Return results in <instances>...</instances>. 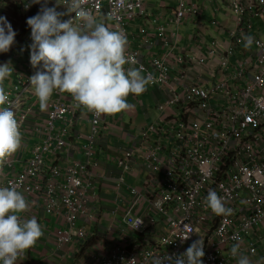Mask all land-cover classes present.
<instances>
[{
  "label": "built area",
  "instance_id": "1",
  "mask_svg": "<svg viewBox=\"0 0 264 264\" xmlns=\"http://www.w3.org/2000/svg\"><path fill=\"white\" fill-rule=\"evenodd\" d=\"M162 1L84 0L125 33L135 61L125 67L154 76L127 98L144 118L136 130L116 131L115 115L76 107L69 93L54 91L42 110L29 79L42 70L30 64L29 27L0 62L14 68L0 107L14 112L23 138L0 166V187L26 197L24 219H52L56 248L75 245L77 264H156L201 238L203 264H236L233 244L252 259L264 239V0ZM66 3L49 7L67 13ZM10 5L26 15L35 4L0 0V16ZM242 33L254 37L248 49ZM110 136L120 143L103 145ZM209 190L231 215L208 208ZM28 250L16 264H26Z\"/></svg>",
  "mask_w": 264,
  "mask_h": 264
},
{
  "label": "clouds",
  "instance_id": "2",
  "mask_svg": "<svg viewBox=\"0 0 264 264\" xmlns=\"http://www.w3.org/2000/svg\"><path fill=\"white\" fill-rule=\"evenodd\" d=\"M31 3L41 7L36 15L26 20L32 40L30 64L42 70L29 79L42 110L53 92L59 91L69 93L76 107H83L96 116L115 115L132 108L127 101L130 94L139 96L154 82L153 74L144 75L142 66L125 67L135 64L127 54L125 33L99 20L84 7V0H67V13L48 7V0H31ZM68 13H75V18L62 21L61 17ZM16 35L7 17L0 16V53L10 51ZM242 40L248 49L254 37L242 33ZM13 72L11 61L0 64V106L9 102L3 84ZM22 139L14 112L10 107H0V166L21 148ZM106 197L110 206L112 196L107 194ZM205 202L217 216L232 214V209L225 206L215 190H209ZM29 207L17 187H0V264H16L18 257L43 236L42 226L35 217L24 219L21 215ZM141 223L138 221L135 228ZM188 238V235L183 237L184 240ZM203 249L201 238L193 241L184 253L167 255L156 264H203ZM230 251L237 257V264H253L248 256L240 253L238 242Z\"/></svg>",
  "mask_w": 264,
  "mask_h": 264
},
{
  "label": "crops",
  "instance_id": "3",
  "mask_svg": "<svg viewBox=\"0 0 264 264\" xmlns=\"http://www.w3.org/2000/svg\"><path fill=\"white\" fill-rule=\"evenodd\" d=\"M161 4L163 6L166 4L169 7L170 1L163 0ZM153 10L156 13L160 12V10L157 8H153ZM208 18H210V13L204 14V20H207ZM187 26V30L192 29V24H187ZM130 100L133 101V98H129V101ZM130 104L132 105V108L122 113L115 114L116 119H110V123H114L116 125V131L121 129L132 131L144 124V118L140 114L139 108L133 106L132 103ZM119 143L120 142H118L115 137L110 136L104 139L102 144L112 147ZM110 185H113V183H110ZM109 190H111V187ZM107 194L112 196L109 191ZM110 206L112 207V205ZM100 223L105 230H107L110 226V223L107 221V219H102ZM40 225L43 229V236L32 248L28 250L26 264H77L78 258L81 257L82 252L77 247H75V245L72 244L59 250L56 248L53 220L47 217L41 220ZM261 258H264V239L258 243V253L252 257L251 260L253 264H264V261H261Z\"/></svg>",
  "mask_w": 264,
  "mask_h": 264
},
{
  "label": "trees",
  "instance_id": "4",
  "mask_svg": "<svg viewBox=\"0 0 264 264\" xmlns=\"http://www.w3.org/2000/svg\"><path fill=\"white\" fill-rule=\"evenodd\" d=\"M54 2V0H48V7ZM41 5L40 4H35L34 7L29 11L28 14L22 15L17 6L15 5H10L8 12L6 14L7 20L11 23L13 29L16 31L17 35L15 37V44L11 47L10 51L7 53H0V62L5 59L11 51H13L20 39L21 36L23 35L24 31L28 27L26 20L29 17H32L36 15L39 10H40Z\"/></svg>",
  "mask_w": 264,
  "mask_h": 264
},
{
  "label": "rangeland",
  "instance_id": "5",
  "mask_svg": "<svg viewBox=\"0 0 264 264\" xmlns=\"http://www.w3.org/2000/svg\"><path fill=\"white\" fill-rule=\"evenodd\" d=\"M127 101H128V103H132V104H133V102H134V100H133V101L130 100V101H131V102H130L129 99H127ZM147 103H148V105H149V108H152V105H151L148 101H147ZM139 122H141V121H139Z\"/></svg>",
  "mask_w": 264,
  "mask_h": 264
}]
</instances>
